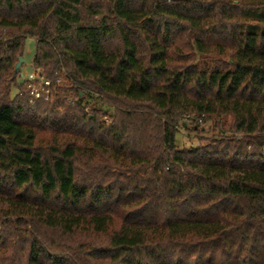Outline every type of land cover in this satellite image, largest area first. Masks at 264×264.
<instances>
[{"label": "trees", "instance_id": "1", "mask_svg": "<svg viewBox=\"0 0 264 264\" xmlns=\"http://www.w3.org/2000/svg\"><path fill=\"white\" fill-rule=\"evenodd\" d=\"M251 5L0 0V264H264ZM26 37L53 84L69 75L50 99L15 81ZM187 115L229 117L230 134L179 148Z\"/></svg>", "mask_w": 264, "mask_h": 264}, {"label": "rangeland", "instance_id": "2", "mask_svg": "<svg viewBox=\"0 0 264 264\" xmlns=\"http://www.w3.org/2000/svg\"><path fill=\"white\" fill-rule=\"evenodd\" d=\"M249 3L254 4L243 10L242 19L245 20L246 24L248 25L249 29L251 30H263L264 31V0H247ZM9 31L1 30L0 31V39L6 40L9 39L11 36L8 34ZM35 51V40L31 37H26L24 42V51H23V58L24 62L20 65L17 74L15 75L16 83L21 82L24 78L28 75V73L32 70L33 67V57ZM214 59H198V63L201 64H209ZM15 68V66H14ZM63 71V70H62ZM65 71V70H64ZM2 72V74H1ZM20 73L23 74L24 77L20 76ZM0 74L2 77H6L3 73V70H0ZM13 83L11 84V93H16V89L13 88ZM53 97V96H52ZM51 97V98H52ZM187 128H180L179 132L177 133V146L179 148L182 147H195L198 144L204 143V138L210 136L212 134L218 135L220 132H227L229 130L230 118H216V119H208L203 121L200 124V127L204 130L203 133H193L190 131L192 128V123L187 121ZM230 134L229 132H227ZM236 137L241 136L239 133H235Z\"/></svg>", "mask_w": 264, "mask_h": 264}, {"label": "built area", "instance_id": "3", "mask_svg": "<svg viewBox=\"0 0 264 264\" xmlns=\"http://www.w3.org/2000/svg\"><path fill=\"white\" fill-rule=\"evenodd\" d=\"M63 75V76H62ZM21 77H24L22 73H20ZM21 82H17L19 86H24L28 89L30 94L31 101H35L40 98L50 99L53 96L54 86L59 85L66 80H69V75L66 71H61V75L58 76L53 84L52 80L46 77L44 73V69L42 67L34 66L32 70L28 73V75ZM18 86V87H19ZM17 93H20L18 88L16 89ZM69 102H72V98L69 99ZM186 120L191 123H196L200 125L203 122V117H197L195 120L191 119V116H186Z\"/></svg>", "mask_w": 264, "mask_h": 264}, {"label": "water", "instance_id": "4", "mask_svg": "<svg viewBox=\"0 0 264 264\" xmlns=\"http://www.w3.org/2000/svg\"><path fill=\"white\" fill-rule=\"evenodd\" d=\"M23 62H24V58H23L22 56H20L19 59H18V61H17L16 64H15V68H14L15 72L18 71L20 65H21Z\"/></svg>", "mask_w": 264, "mask_h": 264}]
</instances>
